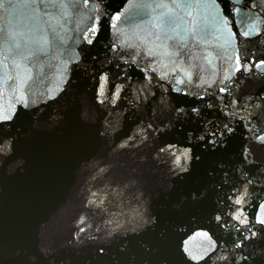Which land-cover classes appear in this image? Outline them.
Listing matches in <instances>:
<instances>
[{
	"label": "water",
	"instance_id": "95a60500",
	"mask_svg": "<svg viewBox=\"0 0 264 264\" xmlns=\"http://www.w3.org/2000/svg\"><path fill=\"white\" fill-rule=\"evenodd\" d=\"M0 264H264V0H0Z\"/></svg>",
	"mask_w": 264,
	"mask_h": 264
}]
</instances>
